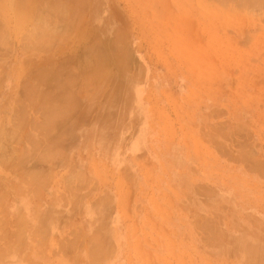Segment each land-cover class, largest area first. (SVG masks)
Returning a JSON list of instances; mask_svg holds the SVG:
<instances>
[{
	"label": "rangeland",
	"instance_id": "rangeland-1",
	"mask_svg": "<svg viewBox=\"0 0 264 264\" xmlns=\"http://www.w3.org/2000/svg\"><path fill=\"white\" fill-rule=\"evenodd\" d=\"M16 101L0 264H264V0H0Z\"/></svg>",
	"mask_w": 264,
	"mask_h": 264
},
{
	"label": "bare ground",
	"instance_id": "bare-ground-1",
	"mask_svg": "<svg viewBox=\"0 0 264 264\" xmlns=\"http://www.w3.org/2000/svg\"><path fill=\"white\" fill-rule=\"evenodd\" d=\"M21 5H22V3H21ZM21 9H23V7H20ZM14 32H16L17 33V31H14ZM28 39H30V41H32L31 39L32 38H28ZM33 42V41H32ZM99 42V41H98ZM100 43H101V41H100ZM100 43H97V48H99V45H100ZM37 44V43H36ZM99 44V45H98ZM95 45H96V43H95ZM42 46V45H41ZM37 47H39V44H38V46ZM36 47V48H37ZM86 47H88V46H86ZM85 47V48H86ZM114 48H116V46L114 45L113 46ZM84 48V49H85ZM89 48V47H88ZM92 48H93V46H92ZM113 48V49H114ZM27 49V48H26ZM41 50H45V48L44 49H42V48H40ZM49 49H50V47H49ZM83 49V50H84ZM113 49H112V53H113ZM28 50V49H27ZM86 50V49H85ZM49 51V50H48ZM57 51V50H56ZM56 51H54L53 53H52V55L54 56V54H55V52ZM61 51V50H60ZM87 51V52H86ZM86 51H84V52H86V53H88V55L90 56V54H91V57H92V59H93V64H88V65H86V70H85V78H87V79H92L91 77H92V75L94 76V77H98L97 75H94L93 74V72H97V73H101L102 72V70H103V72H102V74L105 72V69H107V68H105V69H103V67L105 66L104 65V63H105V60H104V58H103V55H102V53L105 55V53H104V51H102V50H97L96 51V49H95V51H91V50H86ZM116 51V50H115ZM114 54V53H113ZM86 55V54H85ZM85 55H84V58H85ZM115 56H116V54H115ZM83 58V59H84ZM87 58V57H86ZM85 58V59H86ZM117 58V59H116ZM116 58H115V60H116V62L119 64L120 63V61H119V58H118V56H116ZM89 59V58H88ZM90 61V60H89ZM88 61V62H89ZM54 62V64L56 63L55 61H53ZM84 62H85V60H84ZM113 62V61H112ZM112 62L110 63V64H112ZM43 63H44V61H43ZM52 65V66H50V68L47 70V67H43V69H40L39 67L40 66H38L37 67V71H36V73H35V76L33 77V80H34V85L32 84V85H29L30 86V88H29V86L28 85H25V81H22V83H21V85L19 84V86H20V89H21V92L20 93H22L23 94V97H24V99H32L31 100V102L32 103H27V105L28 106H31L32 104H35V100L34 99H43V98H47V97H49L50 95H51V91H49V87L50 86H55L56 87V85H57V77L55 76V77H53V74L52 73H50V70L55 66V65ZM117 64V65H118ZM42 65V64H41ZM109 66V65H108ZM83 67V66H82ZM83 69V68H82ZM31 70V69H30ZM29 69H27V71H30ZM33 71H34V69H33ZM60 71V70H59ZM62 72V71H61ZM77 72V71H76ZM57 73V69L55 70V74ZM84 73V72H83ZM82 73V74H83ZM49 75L51 76V80H49ZM90 75H91V77H90ZM23 76H25V75H23ZM93 77V78H94ZM22 78H24V77H22ZM21 78V80H24V79H22ZM28 78V77H27ZM74 82H75V79L73 80V83L72 82H70V83H72V84H74ZM30 83V82H29ZM31 84V83H30ZM62 84V83H61ZM71 84V85H72ZM70 85V86H71ZM57 87H60V86H57ZM62 87H63V84H62ZM61 87V88H62ZM35 88V89H34ZM65 94L66 93H64L63 95L65 96ZM67 94H70L71 95V93H67ZM35 96V97H34ZM64 96H63V98H64ZM67 96H69V95H67ZM66 97V96H65ZM68 98H71V96L70 97H68ZM65 99V98H64ZM43 103V102H42ZM58 103V102H57ZM16 104H17V108L15 109V111H14V113H13V116H12V125H11V128H13V129H10L9 131H8V129H7V131H5L3 128V126H2V124H1V129H0V140L2 141V138L3 137H5V138H7L6 137V135H8L9 136V138L12 140V141H14L15 143H17L18 142V140H21V139H18V137L16 136V134H15V131H14V128L15 127H20V126H22V121L20 122V123H18V124H16V120L18 119V118H21V116H22V113L24 112H26V108H24V107H22V105H20V103L19 102H17L16 101ZM46 104V103H45ZM58 106V105H57ZM59 107H60V105H59ZM33 109V105L29 108V111H31ZM25 110V111H24ZM6 129V128H5ZM19 136V135H18ZM10 140V143L12 142ZM0 141V142H1ZM20 142V141H19ZM3 144H0V154H1V156H0V167L2 166V167H4V168H9L10 166H11V164H12V162H11V160H10V158L8 157V156H3V155H5L4 153H3V155H2V151H3V149H4V151H5V148H3ZM13 163H14V161H13ZM12 167V166H11ZM16 170V169H15ZM98 260V259H97Z\"/></svg>",
	"mask_w": 264,
	"mask_h": 264
}]
</instances>
